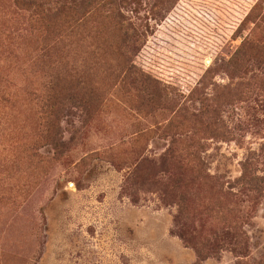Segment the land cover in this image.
Returning <instances> with one entry per match:
<instances>
[{"label": "rangeland", "instance_id": "1", "mask_svg": "<svg viewBox=\"0 0 264 264\" xmlns=\"http://www.w3.org/2000/svg\"><path fill=\"white\" fill-rule=\"evenodd\" d=\"M118 1L140 55L130 71L121 59L110 62L116 75L98 67L101 83L117 82L96 111L68 108L57 153L40 140L39 109L64 55L39 64L41 35L15 0H0V264H196L174 196L197 244L224 221L245 233L244 249L227 245L202 264H264V191L237 207L224 198L245 168L264 179V0ZM184 111H207L210 130ZM167 152L189 164L176 165V189L128 191L137 164Z\"/></svg>", "mask_w": 264, "mask_h": 264}, {"label": "trees", "instance_id": "2", "mask_svg": "<svg viewBox=\"0 0 264 264\" xmlns=\"http://www.w3.org/2000/svg\"><path fill=\"white\" fill-rule=\"evenodd\" d=\"M15 4L24 12L29 27L42 37L36 50L39 64L46 65L57 55H64L48 80L43 105L39 109L41 142L57 153H62V122L68 108L91 112L102 107L108 92L117 81L115 84H109L108 88V85L95 78L94 72L100 69L99 66L106 64L112 74L116 75V66L111 65L110 62L118 59L124 60L125 70L130 71L140 55L138 45L140 37L137 36V30L131 20L119 8V4L123 6L125 2L118 0H15ZM101 22L107 23L111 28L113 32L110 28L109 30L114 34L113 38L106 37ZM96 37L100 39V44L94 48ZM104 46H109V49L112 47L113 56L101 52ZM75 48L88 52L91 58L85 57L81 61L75 56L73 58L72 53ZM206 115H208L207 111L199 113L184 111L181 118L184 121L188 120L195 129L199 126L200 132L210 130L209 125L203 124V117ZM176 165H180L181 168L189 167L187 160L171 152L162 156L160 163L148 159L139 162L128 178L130 183L128 191L132 187L137 188L140 184L152 182L161 187V192L165 196L169 190H175L177 187L174 175ZM199 165L203 167L201 159ZM149 167L154 169L153 173H146ZM201 176L205 183L218 188L223 187L219 183V177L208 172ZM233 185L235 186L232 190L238 192L228 191L224 198L235 207L243 202V196L254 193L256 198L264 191V179L250 173L247 168ZM174 198L180 208L176 218L177 234L188 246L196 250L198 256L196 264H202L227 245L244 249L246 237L239 224L240 221H224L221 228L206 237L202 243L197 244L186 228L185 199L180 196Z\"/></svg>", "mask_w": 264, "mask_h": 264}]
</instances>
